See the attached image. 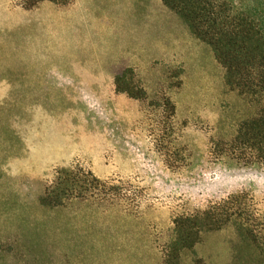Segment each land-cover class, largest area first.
I'll return each mask as SVG.
<instances>
[{"label":"rangeland","instance_id":"rangeland-1","mask_svg":"<svg viewBox=\"0 0 264 264\" xmlns=\"http://www.w3.org/2000/svg\"><path fill=\"white\" fill-rule=\"evenodd\" d=\"M224 1L264 31V0ZM257 110L160 0H0V264H230L231 227L170 256L172 221L264 215V171L213 148Z\"/></svg>","mask_w":264,"mask_h":264},{"label":"trees","instance_id":"trees-1","mask_svg":"<svg viewBox=\"0 0 264 264\" xmlns=\"http://www.w3.org/2000/svg\"><path fill=\"white\" fill-rule=\"evenodd\" d=\"M160 1L187 26L195 39L211 49L215 61L224 70L226 87L258 105L255 116L240 122L228 143H213L214 151L230 154L245 167L264 171V31L248 15L235 11L224 0ZM15 2L22 10L30 11L42 2L66 7L73 0ZM69 177L72 189L77 182L73 176ZM81 178V190L99 187L90 173ZM62 200L60 195L49 194L40 202L55 208L62 205ZM172 225L175 239L169 246L170 256L173 252L191 249L203 232L231 227L237 244L230 264H264V215L248 205L241 194L231 195L201 213L177 217Z\"/></svg>","mask_w":264,"mask_h":264},{"label":"crops","instance_id":"crops-1","mask_svg":"<svg viewBox=\"0 0 264 264\" xmlns=\"http://www.w3.org/2000/svg\"><path fill=\"white\" fill-rule=\"evenodd\" d=\"M73 3H75V0H73ZM71 4H72V3H71ZM63 8H64V7H63ZM130 67H131V66H130ZM130 67H126V68H124L123 70L128 69V68H130ZM132 67H134V66H132ZM123 70H122V71H123ZM114 76H115V75H114ZM114 76H113V77H114ZM112 80H113V79H112ZM109 86H110V85H109Z\"/></svg>","mask_w":264,"mask_h":264}]
</instances>
